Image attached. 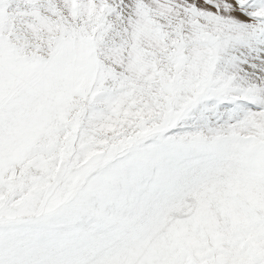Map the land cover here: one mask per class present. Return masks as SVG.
Instances as JSON below:
<instances>
[{"label":"snow or ice","instance_id":"1","mask_svg":"<svg viewBox=\"0 0 264 264\" xmlns=\"http://www.w3.org/2000/svg\"><path fill=\"white\" fill-rule=\"evenodd\" d=\"M0 264H264V0H0Z\"/></svg>","mask_w":264,"mask_h":264}]
</instances>
